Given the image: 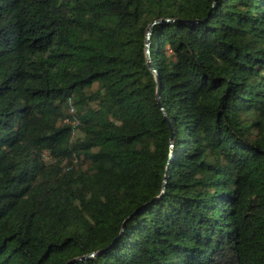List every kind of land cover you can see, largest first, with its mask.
Listing matches in <instances>:
<instances>
[{"label":"trees","instance_id":"16d2710c","mask_svg":"<svg viewBox=\"0 0 264 264\" xmlns=\"http://www.w3.org/2000/svg\"><path fill=\"white\" fill-rule=\"evenodd\" d=\"M90 252L264 264V0H0V264Z\"/></svg>","mask_w":264,"mask_h":264},{"label":"water","instance_id":"95a60500","mask_svg":"<svg viewBox=\"0 0 264 264\" xmlns=\"http://www.w3.org/2000/svg\"><path fill=\"white\" fill-rule=\"evenodd\" d=\"M161 19L160 18H157V19H152L147 28H146V32H145V51H146V62H147V65L149 66V68L152 70V72L154 73V76H155V79H156V82H157V86H156V92H155V98H156V102L157 104L159 105V107L162 109L163 113H164V116L166 119H168L166 113H165V110L161 104V100H160V79H159V75H158V71L153 67V64H152V61L150 59V55H149V43H150V34H151V30H152V26L154 23H157L159 22ZM172 139H173V134L170 135V145H172ZM171 156H172V151H170L169 153V156H168V162L170 161L171 159ZM166 173H167V170H166ZM164 175V180H163V190H164V187H165V181L167 179V175ZM162 190V191H163ZM98 252H90L88 254H85V255H82V256H74L72 258H69L65 264H70L72 263L73 261H76V260H79V259H82V258H85V257H88V256H91V255H94V254H97Z\"/></svg>","mask_w":264,"mask_h":264},{"label":"built area","instance_id":"2783aa9c","mask_svg":"<svg viewBox=\"0 0 264 264\" xmlns=\"http://www.w3.org/2000/svg\"><path fill=\"white\" fill-rule=\"evenodd\" d=\"M63 121L71 125V134L73 137V132L75 131V129H78V127L76 126L79 122V118L75 114V106L72 103L71 98L67 100V115L64 117Z\"/></svg>","mask_w":264,"mask_h":264},{"label":"rangeland","instance_id":"374dc122","mask_svg":"<svg viewBox=\"0 0 264 264\" xmlns=\"http://www.w3.org/2000/svg\"><path fill=\"white\" fill-rule=\"evenodd\" d=\"M80 133L79 129H75L73 132V137L77 136Z\"/></svg>","mask_w":264,"mask_h":264}]
</instances>
